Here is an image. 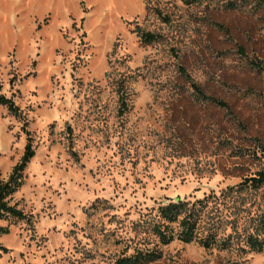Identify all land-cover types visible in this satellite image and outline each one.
Wrapping results in <instances>:
<instances>
[{
	"label": "rangeland",
	"instance_id": "rangeland-1",
	"mask_svg": "<svg viewBox=\"0 0 264 264\" xmlns=\"http://www.w3.org/2000/svg\"><path fill=\"white\" fill-rule=\"evenodd\" d=\"M189 79L226 106L197 100ZM27 138L11 199L24 217L0 219V264L137 250L160 252L144 264H264V246L245 244L264 236V183L238 182L264 171V2L0 0L2 178ZM207 194L198 234L211 227L217 244L160 243L159 205Z\"/></svg>",
	"mask_w": 264,
	"mask_h": 264
},
{
	"label": "trees",
	"instance_id": "trees-1",
	"mask_svg": "<svg viewBox=\"0 0 264 264\" xmlns=\"http://www.w3.org/2000/svg\"><path fill=\"white\" fill-rule=\"evenodd\" d=\"M264 2V0H262ZM136 34L142 42H150L157 39L158 34L149 30H143L136 26L134 28ZM189 84L192 92L197 100H209L220 106H226L225 101L214 96L205 94L200 86L189 79ZM120 103L123 104V97L119 95ZM122 108L119 107L118 111L121 112ZM33 154L29 138L26 139L23 151L19 159L11 166L5 178L0 176V219L7 221L20 219L24 217V213L16 206V202L11 201L12 193L20 186L23 180V168L25 167L28 159ZM239 182V186L250 185L258 187L264 183V171H257L255 175L246 176ZM242 184V185H241ZM211 194L204 195L201 198L194 199L193 201L175 200L167 201L158 207L161 222L153 225V232L157 236L160 243H167L173 238L183 242L196 240L204 248L215 246L217 243L215 231L211 227L204 235L198 234L200 227L201 210L207 205ZM177 221L179 230L172 232L168 229V223ZM263 229L254 228L252 232H248L245 236V244L248 250L260 251L264 246V236L258 234ZM8 231L7 225L0 224V234ZM221 241H219L220 243ZM0 249L5 250V247L0 245ZM160 252L158 250H137L129 255H122L114 260L113 264H144L146 262L159 258ZM236 264V263H232Z\"/></svg>",
	"mask_w": 264,
	"mask_h": 264
}]
</instances>
